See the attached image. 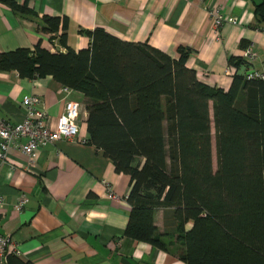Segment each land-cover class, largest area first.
<instances>
[{"label": "trees", "instance_id": "16d2710c", "mask_svg": "<svg viewBox=\"0 0 264 264\" xmlns=\"http://www.w3.org/2000/svg\"><path fill=\"white\" fill-rule=\"evenodd\" d=\"M253 11L264 21V0ZM41 21L40 30L65 50L51 52L38 42L0 52V71L51 76L88 99L87 142L130 177L124 234L159 249H167L164 237L175 238L186 264H264V80L235 73L223 90L186 65L190 47L178 46L173 58L96 27L85 31L89 46L74 50L67 17ZM230 64L245 62L232 57ZM160 210L163 233L155 224ZM5 264L33 263L8 254Z\"/></svg>", "mask_w": 264, "mask_h": 264}, {"label": "crops", "instance_id": "0c3cea01", "mask_svg": "<svg viewBox=\"0 0 264 264\" xmlns=\"http://www.w3.org/2000/svg\"><path fill=\"white\" fill-rule=\"evenodd\" d=\"M25 4V15L0 1V52L32 48L36 43L64 51L58 38L40 30L43 16L67 17V45L79 50L90 44L85 31L101 27L122 40L143 43L177 58L178 46L193 53L186 62L198 80L228 90L235 73L264 67V21L254 14L261 0H13ZM205 6H217L238 18L215 31ZM252 44L257 57L238 68L230 58L241 57ZM36 94L50 118L64 110L66 100L81 106L79 131L73 140H60L37 150L33 166L19 146H11L0 161V233L18 244L19 258L33 264H186L183 246L164 237L167 249L136 241L124 234L130 205L126 198L130 177L115 171L110 158L89 144L88 99L78 91L63 90L51 76L21 78L17 71H0V119L11 124L23 118L21 99ZM81 140H86L82 143ZM21 139L19 143H24ZM14 165L10 169L8 164ZM110 184L115 199L107 197ZM25 195L21 210L14 204ZM155 224L163 233L162 211ZM170 242V243H169Z\"/></svg>", "mask_w": 264, "mask_h": 264}, {"label": "built area", "instance_id": "2783aa9c", "mask_svg": "<svg viewBox=\"0 0 264 264\" xmlns=\"http://www.w3.org/2000/svg\"><path fill=\"white\" fill-rule=\"evenodd\" d=\"M189 1V0H184ZM207 13L212 19L215 31H218L225 23L237 24L238 18L224 14L217 6H205ZM257 53L252 44L247 45L241 54L242 60L248 65L255 60ZM247 80H264V67L254 69L247 67L243 73ZM63 90L68 92L70 88L63 86ZM23 108V118L15 124H11L0 119V161L4 162L11 146H19L20 150L29 158V165L33 166L37 150L49 144H54L60 140H73L77 137L79 131V116L82 109L81 104L76 100H66L63 112L56 118L52 119L48 115L42 104L41 98L36 94H26L21 99ZM24 139V143H19ZM85 143L86 140H81ZM10 169L14 165L7 163ZM107 197L115 199L116 194L107 182L105 183ZM27 201L25 195L18 197L14 204L16 211L21 210ZM4 203L0 197V205ZM13 254L20 256L18 244L10 236L0 233V264H5L6 255Z\"/></svg>", "mask_w": 264, "mask_h": 264}, {"label": "rangeland", "instance_id": "374dc122", "mask_svg": "<svg viewBox=\"0 0 264 264\" xmlns=\"http://www.w3.org/2000/svg\"><path fill=\"white\" fill-rule=\"evenodd\" d=\"M211 134H212V138H211V143H212V163H213V167L214 169H216L217 167V157H216V149H215V130H214V125L212 122V126H211Z\"/></svg>", "mask_w": 264, "mask_h": 264}]
</instances>
